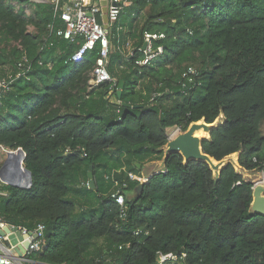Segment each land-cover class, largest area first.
<instances>
[{
    "label": "trees",
    "instance_id": "1",
    "mask_svg": "<svg viewBox=\"0 0 264 264\" xmlns=\"http://www.w3.org/2000/svg\"><path fill=\"white\" fill-rule=\"evenodd\" d=\"M124 1L110 35L114 81L89 89L98 48L75 65L83 39L57 36L64 24L51 5L0 0V146L22 148L33 179L30 189L3 185L0 222L45 225L44 249L31 255L42 264H155L158 252L184 253L183 264H264V215L232 163L215 175L172 153L141 191L130 177L164 159L167 129L221 116L203 153H239L242 169L264 171V0ZM147 33L163 36L153 41L163 53L140 65Z\"/></svg>",
    "mask_w": 264,
    "mask_h": 264
},
{
    "label": "built area",
    "instance_id": "2",
    "mask_svg": "<svg viewBox=\"0 0 264 264\" xmlns=\"http://www.w3.org/2000/svg\"><path fill=\"white\" fill-rule=\"evenodd\" d=\"M35 4H48L53 7L55 16L60 19L64 27L56 31L60 38L74 42L76 38H82L83 42L74 51L70 62L75 65L84 64L86 56L90 51L98 48L99 56L90 72L88 81L89 89L100 86L105 82L114 81L108 70V63L111 54L110 35L114 27H117L123 8L127 5L124 0H30ZM53 30V25L49 26ZM163 37L157 34H145L144 40L146 48L142 49L145 58L138 62L140 65L148 64L154 57L163 53L162 47L153 48V41ZM20 68L23 67L19 64ZM195 74L189 70L188 74ZM192 80V79H190ZM191 81H189L190 83ZM5 80L0 79V91L7 87ZM176 132H182L176 128ZM171 136H169V139ZM0 148H3L0 146ZM7 151V149H6ZM131 179L139 180L141 183L147 179H142L136 175L130 174ZM264 178V171H263ZM0 180V197L6 196ZM6 185V184H5ZM116 204L120 207V217L126 219L128 205L125 197L117 192L112 195ZM0 264H34L39 263L31 259V255L41 252L45 246V225L39 224L35 229L29 230L22 226H15L5 222H0ZM18 234L22 237L19 239ZM16 237V243L13 244L11 238ZM185 254H175L158 252L155 264H183ZM42 264V263H39Z\"/></svg>",
    "mask_w": 264,
    "mask_h": 264
},
{
    "label": "water",
    "instance_id": "3",
    "mask_svg": "<svg viewBox=\"0 0 264 264\" xmlns=\"http://www.w3.org/2000/svg\"><path fill=\"white\" fill-rule=\"evenodd\" d=\"M145 48L146 44L143 46V49ZM187 85L190 86L191 84L188 83ZM124 87L125 83L123 80L119 81L117 91V97L119 99L122 96ZM123 106L132 107L130 104H123ZM214 127V124H207L204 120L192 123L185 132L178 134V136L167 143L165 159H167L169 154L180 153L183 156L185 163L191 160L205 162L213 171L220 172L226 165L224 164L226 158L221 161H216L214 158L203 153L202 148V140L210 136ZM201 129H204L206 135L200 136L197 133ZM25 158L26 153L22 148H18L17 150L7 149L6 160L0 168V180L8 186L20 189H30L33 185V179L31 172L24 166ZM93 170V166H90L88 178L91 188H95ZM145 182L139 184L137 187L138 191L143 189ZM251 210L253 213L264 215V178L254 184ZM0 234L4 235L3 232H0ZM18 237L19 239H22L20 234H18ZM11 241L15 244L16 237L13 236ZM105 264H111V262L107 260Z\"/></svg>",
    "mask_w": 264,
    "mask_h": 264
},
{
    "label": "rangeland",
    "instance_id": "4",
    "mask_svg": "<svg viewBox=\"0 0 264 264\" xmlns=\"http://www.w3.org/2000/svg\"><path fill=\"white\" fill-rule=\"evenodd\" d=\"M12 6L15 8V11L16 12H20V7H21V4L19 1H13L12 2ZM23 13L26 15V16H30L31 15V8L30 6L26 5L23 9H22ZM29 30L30 32H35L36 31V28L33 26V25H29ZM14 45H18L17 43H13ZM222 121V116L219 117L214 124V126L218 125L219 123H221ZM176 133V128H170V130H168V135L169 136H174ZM182 132H178V134H180ZM172 140V138L169 139V141ZM164 152L166 153V146L164 147ZM235 156H228L226 157L225 159V163L224 164H228V163H232L236 170L239 171L240 173H242V175L244 176V178L247 180V181H251L254 180V184L255 183H258L261 179H263V172H260V175L256 174V173H253V172H246V170L242 169V167L239 165V153H236L234 154ZM6 160V148H0V168L2 166V164L4 163V161ZM228 162V163H227ZM225 165V166H226ZM224 166V167H225ZM145 169V168H144ZM214 174L216 175L218 173V171H213ZM254 172H259V171H254ZM128 192V191H127ZM129 193V192H128Z\"/></svg>",
    "mask_w": 264,
    "mask_h": 264
},
{
    "label": "crops",
    "instance_id": "5",
    "mask_svg": "<svg viewBox=\"0 0 264 264\" xmlns=\"http://www.w3.org/2000/svg\"><path fill=\"white\" fill-rule=\"evenodd\" d=\"M114 29H112V31H113ZM112 31H111V33H112ZM73 42H70V44H72ZM127 48H128V50L130 51V43H127ZM126 46L124 47V45H123V47H124V49L126 48ZM144 46V45H143ZM122 47V48H123ZM112 48H113V46H112ZM119 48V47H118ZM174 129V128H173ZM168 130H170V128L169 129H167V134H168ZM169 136V135H168ZM163 150H164V148H163ZM165 156H166V153H165ZM165 157H164V159L163 160H160V161H150V162H147V163H145L142 167H141V165H138L140 168H141V178L142 179H147V178H149L152 174H155V173H158V172H160L161 170H163L164 169V166H165ZM145 168V169H144ZM246 172H253V173H256L257 175L259 174L260 175V172H254V171H246ZM242 174V173H241ZM252 183L254 184V180H252Z\"/></svg>",
    "mask_w": 264,
    "mask_h": 264
},
{
    "label": "bare ground",
    "instance_id": "6",
    "mask_svg": "<svg viewBox=\"0 0 264 264\" xmlns=\"http://www.w3.org/2000/svg\"><path fill=\"white\" fill-rule=\"evenodd\" d=\"M197 133H198L200 136H204V135H206L204 129L199 130ZM174 134H175L174 136H171L172 139H174L176 136H178V132H176V133H174ZM232 156H235V155L232 154ZM215 163H216V162H215Z\"/></svg>",
    "mask_w": 264,
    "mask_h": 264
}]
</instances>
